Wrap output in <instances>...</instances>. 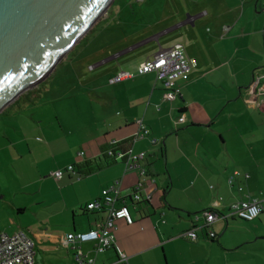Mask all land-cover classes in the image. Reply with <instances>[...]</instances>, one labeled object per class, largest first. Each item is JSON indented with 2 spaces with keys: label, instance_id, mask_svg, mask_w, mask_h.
Wrapping results in <instances>:
<instances>
[{
  "label": "crops",
  "instance_id": "crops-1",
  "mask_svg": "<svg viewBox=\"0 0 264 264\" xmlns=\"http://www.w3.org/2000/svg\"><path fill=\"white\" fill-rule=\"evenodd\" d=\"M132 1L110 7L99 23L111 16L119 24L141 21L140 27L78 62L88 81L79 93L54 88L44 94L47 111L12 115V103L0 114V124L14 127L0 135V232L28 234L36 264H84L67 236L99 228L107 212L87 206L102 203L103 189L119 182L134 222L116 219L115 238L102 252L95 241L76 243L92 264H264L257 246L264 240V95L255 81L264 71V0H165L161 7ZM177 43L191 71L177 79L181 93L169 100L156 73L138 68ZM148 46L152 51L134 70L125 65L131 52ZM121 70L134 75L115 80ZM139 120L150 133L135 140ZM126 139L134 153L147 152L141 180L148 203H132L138 175L121 161L92 172L85 166L80 176L52 175L94 163L109 143ZM236 170L241 175L231 185ZM248 196L262 204L255 220L219 218L208 225L215 239L200 229L197 240L186 236L197 215L227 214L231 202ZM41 250L51 253L37 259ZM241 251L248 256L236 257Z\"/></svg>",
  "mask_w": 264,
  "mask_h": 264
},
{
  "label": "built area",
  "instance_id": "built-area-1",
  "mask_svg": "<svg viewBox=\"0 0 264 264\" xmlns=\"http://www.w3.org/2000/svg\"><path fill=\"white\" fill-rule=\"evenodd\" d=\"M191 71V65L186 57V53L182 44H175L171 47L160 48L157 52L147 57L143 61L139 68V74H145L149 72H155L158 79L162 80L166 85V97L169 100H175L177 96L181 93L180 87L177 85V79L184 76ZM134 74L121 70L116 76L115 80H122L129 78ZM264 71L261 74L255 76V81L259 85V91L263 92L259 94H264ZM150 129L139 120V129L135 134V140L139 138H145L149 135ZM114 140L111 143H116ZM156 142V140H153ZM111 153V150H109ZM146 151H141L139 153H134L132 149L124 159V163L127 168L135 170L138 175V181L134 187L130 199L133 204H137L142 200H146L142 194L143 181L142 177L148 175V170L146 167ZM117 159L123 158V153L118 152L116 155ZM72 173L78 175V171L74 164H69L64 169L60 168L52 172V175L56 179H61L64 177L65 173ZM241 173L239 171H234L229 176V183L234 184L237 177ZM248 175H246L247 177ZM154 180V179H153ZM241 189V188H240ZM121 188L119 182H115L110 186L106 187L102 191L103 202H92L89 203L87 208L93 210L95 208L105 210L107 212V217L99 224V228L92 229L88 232H78L70 233L67 236V245L72 244L73 248L76 249L77 258L84 264H92L95 262L94 258L87 259V253L77 246L78 242L95 241V251L102 252L108 247H110L114 235L115 220L119 218H125L128 223H133V217L130 213V209L127 205L128 197H121ZM148 200V199H147ZM262 212V204L258 198L246 197L231 202L230 210L227 214H219L214 211H205L204 217L200 215L196 216L195 224L193 227L186 232V236L192 240H197L199 238L198 229L207 230V236L210 239H215L216 233L208 228V225L216 219L230 217L240 218L246 221L255 220ZM36 249L34 240L28 236L24 231H19L15 233L0 232V264H36L35 262ZM112 264H129L127 259H120Z\"/></svg>",
  "mask_w": 264,
  "mask_h": 264
},
{
  "label": "water",
  "instance_id": "water-1",
  "mask_svg": "<svg viewBox=\"0 0 264 264\" xmlns=\"http://www.w3.org/2000/svg\"><path fill=\"white\" fill-rule=\"evenodd\" d=\"M114 2L0 0V114L43 82Z\"/></svg>",
  "mask_w": 264,
  "mask_h": 264
},
{
  "label": "rangeland",
  "instance_id": "rangeland-1",
  "mask_svg": "<svg viewBox=\"0 0 264 264\" xmlns=\"http://www.w3.org/2000/svg\"><path fill=\"white\" fill-rule=\"evenodd\" d=\"M115 1L116 4L114 5V7H116L117 4H119L124 0H115ZM164 1L165 0H148L147 2H144V0L143 1L133 0L132 2H135L136 4L138 3L140 6L142 4L144 7H152V6L161 7L164 5ZM183 2L186 3V0H183ZM140 25H141V21L135 22V20H132L131 22L129 21V19L128 20L125 19L119 24V22L113 20L111 16L107 20L103 19L101 24L97 22L95 26L90 30L91 32L90 33L88 32L89 33V35L87 36L88 39L83 40V42L80 45H78V47L74 46L68 52V54L58 63L56 68L43 82L37 84L32 89L28 90L29 92H32L29 96H24L20 102H18L12 108H9V113L12 112L14 113L12 115H15L17 114L15 112H17L19 109H25L27 114H31V112L37 114L40 113L41 111L42 112L47 111L48 108L44 104L45 103L51 104V100L48 95H44V94L46 91L48 92L54 88L61 89V92L64 95L70 94L69 91L71 89L72 91L79 93L78 90L85 87L88 81L83 75V71L77 69V66L79 65L78 62L79 61L83 62V57L90 55V52L93 53L95 48H97L101 43L114 40L115 38H118L121 35H125V34L127 35L128 30L136 27L139 28ZM102 27H104L105 33L100 34L99 31L101 30ZM185 28H189V27L186 26ZM151 48H152L151 46H148V47H143V49H138L134 52H131L127 56L126 63L128 64L125 65L126 66L130 65V67H132L131 70H134L133 66L137 65L139 60L144 59L152 51ZM93 57L96 58L94 53H93ZM85 70H86L85 72H88V74L91 73L90 72L91 69L89 67H87ZM79 96H81V94H79ZM33 100L34 102H32ZM0 118H2L1 115ZM11 128L13 129L14 127L12 126L7 127L5 124L1 123L0 135L4 137L5 135L9 134ZM257 246L260 249V257L261 259H263L264 240L260 241V243ZM50 253L51 252L41 250V252L37 255V259H40L41 257V259L44 260L46 254L48 255ZM247 256L248 255L244 251H241L236 255V257H243V258Z\"/></svg>",
  "mask_w": 264,
  "mask_h": 264
},
{
  "label": "trees",
  "instance_id": "trees-1",
  "mask_svg": "<svg viewBox=\"0 0 264 264\" xmlns=\"http://www.w3.org/2000/svg\"><path fill=\"white\" fill-rule=\"evenodd\" d=\"M115 4V3H114ZM114 4L111 6L113 7ZM32 92H25L24 94H22L20 96L19 99H17L14 104H17L18 102L21 101V99L24 97V96H29ZM133 144V140H129V139H126V140H119L117 141L116 143H109L106 148L104 149L103 151V154H102V157L99 159V160H95V162L93 163L92 160L90 161H86L84 162V167H81L80 164H75V167L77 168V171H78V174L79 175H82V174H86L83 169L87 168V171L88 172H92L94 169H101L103 166H109L110 164H113V163H116V162H123L124 159L126 158L128 152H129V149L131 148ZM109 150H111V153L109 152ZM118 152H122L123 153V158L122 159H117L116 158V155L118 154ZM142 202L144 203H148L149 200H142ZM141 203L138 202L137 204Z\"/></svg>",
  "mask_w": 264,
  "mask_h": 264
}]
</instances>
